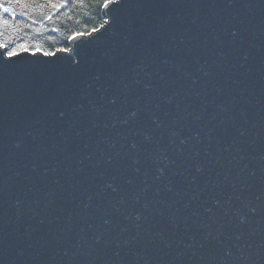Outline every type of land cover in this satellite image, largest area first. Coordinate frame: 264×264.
I'll return each instance as SVG.
<instances>
[{
  "label": "water",
  "instance_id": "water-1",
  "mask_svg": "<svg viewBox=\"0 0 264 264\" xmlns=\"http://www.w3.org/2000/svg\"><path fill=\"white\" fill-rule=\"evenodd\" d=\"M103 15L0 47V264H264V0Z\"/></svg>",
  "mask_w": 264,
  "mask_h": 264
},
{
  "label": "trees",
  "instance_id": "trees-1",
  "mask_svg": "<svg viewBox=\"0 0 264 264\" xmlns=\"http://www.w3.org/2000/svg\"><path fill=\"white\" fill-rule=\"evenodd\" d=\"M111 1V0H109ZM0 0L11 9H0V44L7 51L25 50L52 54L69 49L70 38L77 34H89L104 22L105 0ZM7 21L4 24L3 21ZM20 45H25L20 48Z\"/></svg>",
  "mask_w": 264,
  "mask_h": 264
},
{
  "label": "snow or ice",
  "instance_id": "snow-or-ice-1",
  "mask_svg": "<svg viewBox=\"0 0 264 264\" xmlns=\"http://www.w3.org/2000/svg\"><path fill=\"white\" fill-rule=\"evenodd\" d=\"M13 2H15V3H21L22 0H13ZM66 2H67V0H64L63 3H61L60 5H56V6H58V7H62V6H64V3H66ZM108 2H109V0H105V6H107ZM0 9H3L4 12H9V11H11V9H9V8H7V7H4L3 4H0ZM3 23H4V24H7V21L5 20V21H3ZM93 31H96V29H93ZM77 35H79V34H77ZM0 47H4V46H3V45H0ZM19 47L22 49V48L25 47V45H20ZM38 50H39V49H37V51H38ZM15 54H16V49H15V48H13V49H11V50H9V51H7V52L5 53V55H7L9 58H12Z\"/></svg>",
  "mask_w": 264,
  "mask_h": 264
},
{
  "label": "bare ground",
  "instance_id": "bare-ground-1",
  "mask_svg": "<svg viewBox=\"0 0 264 264\" xmlns=\"http://www.w3.org/2000/svg\"><path fill=\"white\" fill-rule=\"evenodd\" d=\"M105 6V5H104ZM104 8V7H103Z\"/></svg>",
  "mask_w": 264,
  "mask_h": 264
}]
</instances>
